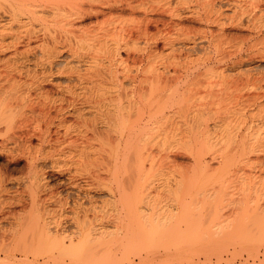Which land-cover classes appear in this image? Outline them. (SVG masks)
<instances>
[{
  "label": "rangeland",
  "instance_id": "1",
  "mask_svg": "<svg viewBox=\"0 0 264 264\" xmlns=\"http://www.w3.org/2000/svg\"><path fill=\"white\" fill-rule=\"evenodd\" d=\"M254 1L228 0L227 2V0H213L214 3L212 2L213 7L209 9L210 12L199 9L197 14L194 12L195 14L192 13V15L189 14L191 11L182 9V12L177 13L178 17L176 18H180L179 20L171 17L169 12L162 11V8L155 4L144 6L145 13L139 11L133 15H122V18L126 21L122 32L132 33V38H127V41L130 40L127 47L121 45L122 47L118 52L120 62H118V59V63L115 62L117 67L115 63L113 64V68L118 70L119 78L122 79L124 72L130 76H135L137 73L134 90L140 91L142 89L148 95L151 85L155 84L156 91L153 92L152 98L158 100L162 85L165 83V79L169 77L168 82L166 81L169 86L165 87L164 92L169 91L173 86L172 89L175 87L179 92L185 94L182 89L187 87L188 89L185 90H188V93L181 95L177 104L179 108L183 104L185 107L187 104L190 107L193 104V108H189V105L187 107L191 109L190 111L197 108L196 112H199L198 115L200 114L201 119L198 117L200 122L198 120L196 122L197 118L195 117L196 119L194 118V121L192 119L191 122V119L183 117V112L185 114L187 107L184 111L181 108V117L175 115L169 120L170 122L163 121L164 119L160 120V118L154 116V118L149 117L145 114L143 122L149 121L147 125L150 128L155 129L153 126H161L166 130L177 128L180 129L178 130L180 134L177 133V136H174L172 133H147L145 137L136 138L139 140L135 139L133 142L135 147H139L140 144L144 145L145 142L144 146L141 145L143 149L141 146V148L139 147L141 154L137 152V148L135 151L138 154L136 152H134L135 156L132 154V158L129 160L130 164L128 163L129 167L128 164H122L117 168L113 167L115 172L118 169L116 180L118 182L117 188L120 184L118 188L120 191L115 189V192L117 190L118 192L122 191L121 201L118 197L120 193H116V196L111 198L113 202L109 204L110 197L106 195V192L97 193L98 191L95 192L93 188L90 196H93L92 201L95 200L96 204L89 202L88 199H83L84 208L88 207L85 208L88 211H86L87 217L84 218L82 213L75 215L70 210V207H72L71 202L75 199L78 188L85 189L88 185L94 184L92 179H95V173L100 172L98 173L99 178L106 179L109 176L104 166L102 167L105 173L101 166L93 162V159L99 161V159L102 160L103 157L108 156L105 152L106 147H103L104 152L98 150L103 146V144H100V140L95 142L97 140L93 141L91 139L92 145L90 143L88 149L90 152L88 153L90 154L89 158L92 159V165L98 166L95 168L94 166H92L93 168L87 167L88 170L90 169L88 171L85 168L87 165L82 166L81 164V167L78 164L75 165V158L77 157L75 154L77 152H72L67 147L68 141L60 145L62 148L55 145L40 147L37 145L38 141L33 139L31 146L28 147L25 139L22 140L23 138L16 136L15 133L22 124L19 116L8 123V128H5L7 124H4L5 126L0 125V135L2 134L0 137V244L2 246L4 243L3 246H5V248L0 246V259L4 255L12 253H16L19 258L20 252L18 251L28 254L29 260H32L33 256L36 255H39V257L46 256L43 253L41 255L35 254L36 251L34 252L31 249L24 251L17 248V252L16 249H13L16 248L15 243H17L18 238L24 233L28 235L27 240H31L33 220H36L35 222L38 220V227L42 225L40 220H46L47 223L49 221L51 227L53 222H63L67 227V234L71 230L74 231L75 229L76 231V227L80 226V223L84 220L83 223L87 224L89 222L88 224L97 228L101 222V224L106 225V229L104 228V231H102L103 235L99 233L100 231L95 233L94 236L92 235L95 241L99 242V245H96L97 247L94 246L90 250H86L88 249L86 248L81 252H74L73 250L76 248H66L68 244L62 250L51 247L48 251L53 252L55 256L50 259L51 261L44 263L41 258H38V261H32L33 264H264V148H262L264 147V7L252 6ZM236 3L242 8L239 5L237 6ZM112 16H100L98 22H104ZM145 16L148 20L144 29L146 32L140 34L138 21ZM88 20L92 21L94 19H87L82 24L83 27L91 25V21L88 22ZM52 27L50 28H56ZM33 28L35 29V26ZM143 28L141 29L143 30ZM91 30L93 31V28ZM63 39H59L60 42ZM76 48L74 50H78ZM60 50L61 48L59 49V53H61L57 55L56 59L58 60L55 59V64L56 68L58 67L57 69L62 70L65 68L63 66L66 65V61L70 62L71 59H69L70 53L68 51L63 52ZM83 68L84 65H82ZM162 76L166 78L164 79ZM158 77L161 81L160 84L156 83ZM2 80H0V89L3 90L0 91L3 95L0 93V98H5L7 94H9L7 96H11V93H14L13 97L24 96L25 100L22 101L23 103L21 102L22 104L19 107L24 111L27 112L25 109L28 102V106H31L32 103L36 105L37 102L43 101V98L37 94L39 91L33 89V86L31 88L30 77L25 75L21 76V79L16 77L11 80L12 82L16 81L17 85L14 86L11 85V81V83L8 82L9 80ZM5 81L8 82V85L10 83V87L5 84ZM66 82L64 76H56L53 78L52 83L45 85V88L51 92L53 99H59L55 85L58 83L63 85ZM124 86L126 91L130 92L132 86L129 81L124 79ZM18 93L22 94L18 96ZM30 100L35 101L31 103ZM193 101L197 103L198 107ZM200 104L202 105L200 106ZM201 108H203V111L200 110ZM175 110H178V108ZM152 111L153 109L148 113H152ZM193 113L196 114L195 111ZM202 118H205V120L202 121ZM68 119L71 121V118ZM187 121L192 123L195 130L190 128V123L185 124ZM29 122H31V119L27 122L28 126H30ZM188 128L189 131L187 132ZM190 129L192 130L190 131ZM202 130L203 132H201ZM192 131H194V134ZM181 132L183 133L181 134ZM136 141L137 143H135ZM18 143L22 150L18 148ZM97 143L99 146L101 145L100 148ZM258 144H261V146ZM1 145L3 148H1ZM94 148L97 151H93ZM55 150L58 152H53ZM28 152L35 157L34 168L28 166L30 160ZM101 153H103L102 158ZM137 155L141 156L137 157V161L142 160L144 167H140V163L135 161ZM106 158L103 160H106ZM197 160H200L201 166H198ZM224 161L227 164L221 167L225 163ZM192 168L197 170H194V172ZM205 168L210 170L202 172ZM221 168L226 170L222 171ZM138 169L140 172H138ZM181 169L183 170L181 171ZM188 169H191V171ZM34 170L42 179L40 189H36L37 181L35 182L34 177H32L35 173ZM184 170L185 172H183ZM90 175L94 177L91 179L92 182L89 180ZM88 176L90 177L88 178ZM104 180L102 179L101 183L109 185V181H106L109 179ZM113 188H116L115 185ZM180 199L182 201L193 200L196 203L193 204L194 206L191 205L193 207L191 208L192 211L196 213L194 214L196 223L189 213L191 212L189 207L187 208L189 211L185 214L190 216L191 220H187V223L180 222V228L182 229L178 228L179 223L175 221V219L179 220L177 218L173 220L174 217L181 214L178 213L180 212V206L175 205V201L178 202ZM65 202L68 204L63 205ZM110 205H114V207ZM122 205L128 209L125 210ZM175 207L177 208L175 209ZM194 207L195 210H193ZM218 210L219 214H216ZM176 211L178 214L174 216ZM140 214H143L142 216L145 218ZM106 216H109V218ZM126 217L133 219L131 221L129 220L131 218L127 219ZM136 218L138 220L141 218L139 222L142 226ZM142 218L143 220L148 219V221L152 219V222L149 221L151 227L147 226L149 222L145 221L147 222L145 223ZM164 219H167L166 222L171 223H165ZM125 222L132 223L127 225L130 226L131 232L128 227V230H124L126 228L123 227L126 226ZM160 222H163V224ZM137 223L142 228L147 227L148 229L142 230ZM184 223H186V226ZM27 224H31V230ZM160 224L162 227L159 226ZM182 224L185 229L187 228L186 231L183 229ZM85 225L83 224L84 228ZM172 225L174 227H171ZM169 227L173 233L169 231L168 234ZM175 227L178 230L174 229ZM80 228H82V225ZM86 228L88 229L87 226ZM135 229L136 231H134ZM34 235L36 237L37 233H34ZM91 237L89 236L90 239H92ZM44 248H47V245ZM5 252L8 253L5 254ZM74 255H79V257L81 255L80 258L82 259L77 260ZM70 258H75V260H70ZM1 264L18 263L1 262Z\"/></svg>",
  "mask_w": 264,
  "mask_h": 264
},
{
  "label": "bare ground",
  "instance_id": "2",
  "mask_svg": "<svg viewBox=\"0 0 264 264\" xmlns=\"http://www.w3.org/2000/svg\"><path fill=\"white\" fill-rule=\"evenodd\" d=\"M212 2H213V0H0V80L3 81L2 79H4V80L6 79L7 81L9 80L8 82H10L11 80H14L16 77H20V79H21V76H23V75L30 77L29 81H31L30 82L31 88L33 86V89H35L36 91H39V93H37V94L40 95L39 97L43 98L42 99L43 101L37 102L36 105H33V103H32V101H35V100H32V101L30 100L32 105L30 103L31 106H28L29 102L27 103V106L25 109V110H27V112L24 111L23 109L19 108L20 105L23 103L22 101L25 100V97L23 96L24 94L21 95L23 97H15V96L13 97L14 93L13 94L11 93V96H7V95H9V94H7L6 95L7 97L5 96V98H3V97L0 98V125L1 124L2 125L7 124V126H5V125L4 126H5V128L6 127L8 128V123L13 121V119L16 116H19L22 120V124L18 128V131H16L15 133H16V136L22 137L23 138V139L21 138L22 140L25 139L26 143L28 144V147L31 146L33 139H36V141H38L37 145H39L40 147L51 146V145L60 146L62 143L64 144V142L68 141V144L66 143L67 147H69V149H71L72 152L73 151L75 153L77 152L75 154V156H77L75 158V161H76L75 165L78 164V165H80V167H81V164H82V166L87 165L85 168H87V167L90 168V167L94 166V165H92V162H91L92 159L89 158L90 154H88V153H90L88 151V149L90 148V143L92 145L91 139H93V141L97 140L95 142H98V140H100L101 141L100 144H103V146L100 145L102 147L101 149H98V147H97L98 150L103 151V149L105 147L107 148L105 152H107L108 156L104 155L105 158L107 157L106 160H103L105 158L103 157V153H101L102 155H100V156H101V158L103 157V159L102 160L99 159V161H98V159H95V160L93 159V162H94V164H98L99 166H101L103 172H104V169L102 166L105 167L106 173H109V176H108V178L106 177V179H109V180H106L103 177H100L101 178L100 179L98 176V173H100V172H97V174L96 173L94 174V176H96L95 179H92L94 177L91 175H90L91 178H89L90 176H88L89 180L91 182L93 180L94 184L92 183V185H88V187H86L85 189L78 188V190H77L78 193L76 191L77 194L75 193L76 194L75 199L73 198L74 200H72L73 202H71L72 207L69 206L70 210L73 214L78 215L79 213H82L84 218L87 217L86 216L87 210H85V208L87 206L84 208V205H83L84 200L83 199H88L89 202H94V203L96 202L95 200L92 201L93 196L92 195L90 196V192L93 191L92 190L93 188H94L95 192L98 191L97 193H100L102 191L106 192V195L108 197H110V200L112 197L116 196V193H120L118 196L119 200H120V198H121L120 195H121L122 191L118 192V190L120 191V189H118L120 187V184H119V187L117 188L118 182L116 180L117 179L116 172L118 169L116 170V172L114 169L117 168L118 166L122 165V164L123 165L128 164L130 158H132L131 157L132 154L134 156L136 154H138L137 152H139V154H141L139 151V147L143 144H140L139 147L138 146L135 147L133 142L135 141L136 138H143L147 135V133L148 134H150V133H156V134L157 133H160V134L172 133V134H174V136L175 135L177 136V133H179L178 130H180V129H177V128L171 129V130H166L165 128H162L161 126L160 127L159 126L158 127L153 126V128H155V129H152V127L150 128L147 125V123H149V121L143 122L144 118H145V114H147L149 117L154 116L155 118L156 117L158 119L160 118V120L164 119L163 121L170 122L169 120H171L173 117H175V115L176 116L178 115L181 117L182 116V114H181L182 110L184 111V109H186L187 105H189V104H187V105L185 104L186 107L184 106V104H183V106L181 105L182 106L181 107L182 110H181V108H179V106L177 104L179 97L181 95H186V93H188V90H185V89H188L187 87L182 89V90H184L185 94H183L182 92H179L177 90V88L175 89V87H174V89H172L173 86H172V88H170L169 91L164 92V90H166L165 87L167 88V86H169L167 84L169 77L166 78V77L162 76V77H164V79L165 78L166 79H165V83L162 85V88L160 90L158 100H155L154 98H152L153 92L156 91V85L155 84L151 85L150 93L148 95H146L142 91V89H140V91L134 90L136 87L135 81H136L137 73L135 76H130L126 72H124V70H122L124 72L123 77H122V79L119 78L118 73H117L118 70H116L117 68H113V64L115 62L116 63L120 62V59H118V52L122 46L127 47L128 41H130V40L127 41V38L128 39L132 38V33H123L122 32L124 29V24L126 23V21L122 18V15L123 14L133 15L139 11H143L145 13L146 10H145L144 6L155 4L159 8H162V11L169 12L171 17L176 18V17H178L177 13L179 11L182 12L181 11L182 9H186V10L191 11V13H189V14H192L194 12L197 14L199 9H202L205 12L206 11L210 12L209 9H211L213 7ZM227 2H228V0H227ZM234 5H235V3H234ZM236 5L238 6L239 4L236 3ZM242 5H244V4H242ZM250 5H251V3H250ZM252 6L257 7V8H262V6L264 7V0H255L252 3ZM240 8H242V7L240 6ZM106 15H110V16L113 15V16L111 18L105 20L104 22H101V23L98 22V19L100 16L103 17ZM216 16H217V14H216ZM193 17H195V16H193ZM217 17H219V16H217ZM87 19H94V20H92V21L90 20L91 22L88 20V22H90L91 25L89 24V26L83 27L82 24L85 23V21ZM176 19L179 20L180 18H176ZM240 19H239V21H240ZM146 20H147V18L145 16L143 19L138 21V31H140V34L141 33L143 34V32H146L144 30L146 28V24L148 23V20L147 21ZM93 21H94V23H93ZM212 22H215V21H212ZM233 24H234V22H233ZM33 26H35V29L33 28ZM52 26L54 28L55 27L56 28L51 29L50 27H52ZM141 26H143L144 28ZM36 27H39V28L37 29ZM91 28H93V31L91 30ZM141 28H143L144 31ZM138 31L136 30L137 34H138ZM144 34H146V33H144ZM64 37H65V39H63ZM57 39L58 40L63 39V40H62V42H60V40L58 41ZM60 48L63 52L68 51L70 53V57H69V59H71L70 62L74 63V64H72V63L70 64V62L66 61L67 62L66 65L63 66V68L64 67L65 68L62 70L57 69L58 67L56 68V64H55V59L57 58V55L61 53V52L59 53ZM74 48H76L78 50H74ZM117 59H118V62H117ZM56 60H58V59H56ZM116 63H115V65H116ZM119 64H121V63H119ZM82 65H84L83 69H82ZM116 67H117V65H116ZM123 72H121V73H123ZM56 76H62V77L64 76L66 78V81H67L63 85H61L59 83L57 85H55L56 93L59 95V99H53V95H51V92L45 88V85L52 83L53 78ZM124 79L129 81V83L132 86L130 92L126 91V88L124 86ZM5 82H3V83H5ZM8 82H6L5 84L8 85ZM170 82H172V81H170ZM10 83H9L8 87H10ZM13 83H15V84H13ZM156 83H158V84L161 83L159 77L156 79ZM181 84H183V83H181ZM0 85H1V82H0ZM11 85H13V86L17 85L16 81L15 82L13 81ZM22 85H23V82H22ZM3 87H4V85L2 86V88ZM8 89H10V88H8ZM5 90H6V88H5ZM1 91H0V93H1ZM1 94L3 95V93H1ZM15 94H16V92H15ZM20 94H22V93H18V96ZM189 98H190V96H189ZM28 99H27V101H28ZM34 99H36V98H34ZM37 99H38V97H37ZM181 101H179V102L182 104ZM187 102H188V99H187ZM149 103H151V104L148 105ZM194 103L197 106V103L196 102H194ZM34 104H35V102H34ZM202 104H200V106ZM23 106H24V104H23ZM192 106H193V104L191 105V107L189 105V108H193ZM27 107H29V109H27ZM183 107H185V108H183ZM207 107H208V105L206 106V108ZM177 108H178V110H175ZM189 108L187 107V111H185V114L183 112V117L191 119L190 120L191 122H192V119L194 121V118L196 117L197 118V119L195 118L196 122H197V120L199 121L198 117L200 118V116H199L200 114L198 115L199 112L198 113L196 112L197 108H196V110L192 109L193 111H190L191 109H189ZM151 109H153L152 113H148ZM202 109L203 108H201L200 110H202ZM194 111L196 114L193 113ZM201 116H203V115H201ZM180 117H177V118L181 119ZM29 118L31 119V122H29L30 126H28V123H27L30 120ZM68 118H71V121ZM203 119L205 120V118H202V121H204ZM21 120H19V121H21ZM184 121L186 122V119ZM191 122L187 121V123H185V124L188 125L190 123L191 124V125L189 124L190 128H193ZM196 122H194V123H196ZM140 124H142V126H140ZM186 128H187V126H186ZM191 130L192 129H190V131ZM193 130H195V128H193ZM0 131H1V128H0ZM184 131H186V130H184ZM188 131H189V128H188L187 132ZM192 132L194 134V131H192ZM201 132H203V130ZM182 133L183 132H181V134ZM197 134H199V133H197ZM1 135H0V137H1ZM13 135H15V134L13 133ZM16 136H14V137H16ZM112 139H113V141H112ZM136 140H139V139H136ZM5 141H7V140H5ZM115 141H116V143H114ZM138 142H141V141H138ZM135 143H137V141ZM252 144H254V143H252ZM4 145L5 144L3 143V146ZM144 145H145V142H144ZM258 145L261 146V144H258ZM18 146H19V143H18ZM98 146H99V144H98ZM100 146H99V148H100ZM143 146H141L142 149H143ZM60 147H58V148H60ZM67 147H65V148H67ZM1 148H3L2 145H1ZM18 148L22 150V148L20 146ZM254 148L256 149V146ZM262 148H264V147H262ZM135 149H137L138 151L136 152ZM246 149L248 150V147ZM260 150H261V148H260ZM93 151H97L96 148H94ZM242 151H243V148H242ZM23 152H24V149H23ZM53 152H58V151L55 150ZM134 152H136V154ZM50 153H52V152H50ZM98 153H97V155H98ZM26 154H27V152H26ZM60 154H62V153H60ZM62 155H64V154H62ZM71 155H70V157H71ZM73 155H74V153H73ZM138 156H140V155H137L136 158ZM49 157H50V155H49ZM28 158L30 159L28 162V166L31 168H34L35 157L32 156V153H29ZM93 158H96V157H93ZM138 158L135 161L137 163H140L139 166L141 167L144 164H143L142 160L137 161ZM196 158L197 157L195 155V159ZM225 158H227V157H225ZM197 161H198L197 163L199 164V165L198 164L197 165L201 166L202 163H200V160H197ZM83 162L86 164H84ZM131 162H132V160H131ZM224 162L225 163H223L221 165V167L223 165L227 164L226 161H224ZM52 163H54V162H52ZM132 163H131V165H132ZM129 164L127 165L128 167H129ZM98 165L94 166V168L97 167ZM133 165H134V163H133ZM135 165H136V163H135ZM113 167H115V168H113ZM133 167H135V166H133ZM88 168H87V170H88ZM112 170H114V171H112ZM127 170H129V169H127ZM182 170L183 169H181V171ZM188 170L191 171V169H188ZM192 170L194 171L195 168H192ZM205 170H206V172H208V170H210V169L205 168L204 171H202V172H205ZM220 170L224 171L226 169L223 170V168H221ZM220 170H219V172H220ZM93 171H91V172H93ZM199 171H201V170H199ZM33 172H35V173L33 174L32 177H34L35 182L37 181V183H36V186H37L36 189H37L40 187V181L42 179L36 170H34ZM76 172H77V170H76ZM94 172H96V171H94ZM135 172L138 173L140 171L138 169V172L137 171H135ZM183 172H185V170ZM209 172H211V171H209ZM102 173H101V175H102ZM72 175H74V174H72ZM191 175H192V173H191ZM32 177H31V179H32ZM126 177H128V176H126ZM102 179L103 180L105 179L107 182L109 181V185L105 184V183L104 184L101 183ZM126 180L128 181V178ZM30 183H31V181H30ZM75 183H76V181H75ZM84 183H86V182H84ZM94 185H95V187H94ZM114 185L116 188H113ZM115 189H118L117 192H115L116 191ZM33 194H34V192H33ZM123 196H124V194H123ZM181 198H183V197H181ZM110 200H109V204H111L110 202H113L112 200L111 201ZM188 201H190V202H188ZM188 201H186V200L182 201V199H180V201H178V202L175 201V205L180 206V210H179L180 212H178V213H181V214H180V216H178V215L176 216V214H178L177 213L178 210H177L175 212V215L173 214L176 217H174L173 215H172V217H174L173 220L175 218H177L179 220V221H177L175 219V221L177 223H179L178 224L179 229H182V228H180L181 227L180 224L183 222H186L187 220L188 221L191 220V217H193V219L195 220V223H196V217H194V214H196V213L193 212L191 209V208H193L191 205H193V204L195 205L196 203L193 200H192L193 202L191 200H188ZM171 203H170V205H171ZM67 204L68 203L65 202L63 205H67ZM201 204H202V202H201ZM198 205H200V204H198ZM90 206H92V205H90ZM110 206L114 207V205H110ZM126 206H128V205H126ZM123 208H125V207L123 206ZM176 208L177 207H175V209ZM187 208H189L191 211V212H189L191 217L186 216V214H187L186 212L189 211V210H187ZM113 209H115V208H113ZM126 209H128V208H125V210ZM107 210L109 212V209H107ZM193 210H195V207ZM94 213H95V211H94ZM198 213H199V211H198ZM158 214H160V213H158ZM216 214H219V210ZM73 217H74V215H73ZM106 217L109 218V216H106ZM128 218H131V217H128ZM143 218H145V217H143ZM143 218H142V220H143ZM165 218H167V217H165ZM132 219L133 218H131L129 220L132 221ZM167 219H169V218H167ZM139 220H138V222H139ZM151 220L152 219H149L150 222H152ZM166 220H165V223H171L168 221L166 222ZM35 221L36 220H33L34 224H36L38 222V220H37V222H35ZM40 221H42L41 227H38L39 226L38 223L36 225L30 224L32 226V231H31V235H30L31 240L30 241L27 240L28 235L24 233L22 236H20L18 238L17 243H15L16 248H13V246H12V248L16 249V252L18 250L17 248L22 249L24 251L31 249L34 252L36 251L35 254L41 255L43 253L44 256H45V254H46V256L45 257H43V256L39 257V255H36V256H33L32 260H29V258L27 256L28 254L26 255L25 253H22L23 251L22 252L18 251V252H20L19 258L17 257L16 253L6 254L8 252H5L6 255H4V257H2V258H4L3 260H2V258L0 259V264H1V262H6V263L14 262V263H18V264L19 263H21V264H23V263L33 264L32 261H38V258H41L44 263L45 262L48 263V261L51 258L55 257L53 255V252L48 251V250L51 247L52 248L55 247L56 249L62 250V249H65L66 244H68L67 245L68 247H66V248H73V249L76 248L73 250L74 252H81V251H84L86 248H88L86 250H90L92 247L99 245V242L95 241V239L93 238L94 234L98 233V231H100L99 233H101V235H103L102 231H104V228L106 226L104 224H101L102 223L101 222L100 225L98 224V228H97L93 225L88 224L89 222L87 223L88 225L86 223H83L84 222V220H83L82 223L84 225L86 224L85 228H84L83 224L80 223L82 225V228H80V226H81L80 224H79L80 226H78V224H77V226H78V227H76L77 230L75 231V229H74L75 232L71 230L70 233L67 234V232H68L67 227L63 224V222H53V225L51 227L49 224L50 223L49 221H48V223L45 222L46 220L45 221L40 220ZM58 221H60V220H58ZM143 221L144 222L148 221V219L143 220ZM170 221H171V219H170ZM109 222H111V221H109ZM144 222H142V223L144 224ZM150 222H149L150 225L147 224V226L151 227ZM145 223H147V222H145ZM186 223H184V225ZM131 224L129 222H127L126 226H123L124 228L126 227L124 230H128L127 225H131ZM161 224H163V222ZM161 224L159 226H161ZM27 225H29V224H27ZM30 225H29V227H30ZM134 225H135V223H134ZM137 225H138V227L140 226L138 223H137ZM173 225L171 227H174ZM184 225H183V229H185ZM86 226L88 227V229L86 228ZM141 226H142V224H141ZM141 226H140V228H142ZM165 227H168V226H165ZM135 228H136V226H135ZM163 228H161V229H163ZM178 228L175 227L174 229L178 230ZM232 228H234V227H232ZM144 229L147 230L148 228L147 227L142 228V230H144ZM186 229H185V231H186ZM30 230H31V227H30ZM129 231H130V228H129ZM134 231H136V229ZM167 231L169 234V231H171V228L169 227V229ZM180 231H179V233H180ZM171 232H170V234H171ZM34 233H37L36 237H35ZM149 234H152V233H149ZM89 236L90 237L92 236L91 238L94 240L90 239ZM6 239H8V238H6ZM1 242H2V240H1ZM3 244H2V246L0 244V246L5 248V246H3ZM9 245H10V243H9ZM46 245H47V248L49 246L50 247L48 249L44 248V247H46ZM6 248H9V247H6ZM2 250H4V249H2ZM7 250L9 251V249H7ZM40 251H42V252H40ZM38 252H40V253H38ZM65 252H66V250H65ZM9 253H11V252H9ZM74 256H76L77 260L82 259V258H80L81 255H80V257H79V255H74ZM72 257H73V255H72ZM72 259L75 260V258H72ZM72 259L70 258V260H72Z\"/></svg>",
  "mask_w": 264,
  "mask_h": 264
}]
</instances>
